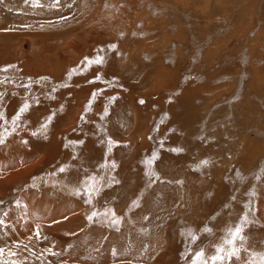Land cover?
Wrapping results in <instances>:
<instances>
[{"label": "rangeland", "instance_id": "374dc122", "mask_svg": "<svg viewBox=\"0 0 264 264\" xmlns=\"http://www.w3.org/2000/svg\"><path fill=\"white\" fill-rule=\"evenodd\" d=\"M52 2L0 4V247L27 245L25 264H193L248 216L242 257L261 264L264 0ZM106 211L118 225L87 219Z\"/></svg>", "mask_w": 264, "mask_h": 264}, {"label": "snow or ice", "instance_id": "6c2138e0", "mask_svg": "<svg viewBox=\"0 0 264 264\" xmlns=\"http://www.w3.org/2000/svg\"><path fill=\"white\" fill-rule=\"evenodd\" d=\"M4 0H0V4H2ZM23 3L25 4H31L33 7H42L43 5L41 4V0H23ZM60 5V0H53V2L50 4L51 7L56 8L59 7ZM11 11V9H9ZM62 19H67V17H62ZM27 27V25H25ZM114 48L115 45H112ZM102 51V50H101ZM87 59V58H86ZM101 64L103 63V57L100 55H97L94 60H87V64ZM143 103V101H141ZM28 103H24V105L19 109V113L23 114L26 112L29 108ZM0 118H2V114H0ZM53 117H48V120L50 121ZM83 118V117H82ZM20 120V115H15L12 118V123L13 125H16L17 122ZM47 129V121L41 125V131H45ZM33 136L37 135V133L33 132ZM4 141L2 138H0V144H3ZM113 142L111 140L108 141V147L109 150H111ZM175 151H180V149H175ZM155 159V154H153V158H150L145 161V164L151 169L153 160ZM202 163H207V161H202ZM112 167H115V164L112 165ZM60 172H64L65 169L61 167L59 169ZM148 175L151 177L155 175L152 171L148 172ZM93 181H95V177L91 178ZM98 192L99 189L96 188L94 185H87L86 182V188H85V195L88 197V199L85 200L86 203H91V195L92 192ZM3 202L0 201V204ZM135 204V202H134ZM16 206L19 207V201L16 202ZM138 207V204H136ZM7 212H3V216H7ZM97 215H103L105 218V221L112 224L113 226L119 224L118 219H109V212L106 211L103 214H99L97 212H93L92 215L88 216L87 219L89 222L93 220L94 217ZM114 216V214H113ZM256 221L255 220H250L248 216H245L243 220L241 221L240 225L236 226L234 229H229L228 230V238L224 240V245H227V247L219 246L215 249V254L207 257V259L204 258V252L203 251H198L195 253L196 260L193 262V264H197V262L203 260V264H231L234 260L238 262V264H255L254 256L255 254L253 253L252 256H250L248 259H244L242 257V253H247L248 248L245 246L246 245V236L244 235V229L247 225L254 224ZM7 227L5 224V220L3 218H0V229ZM36 239H41V235L39 230L35 233ZM195 239V237H192ZM0 239H2V236H0ZM43 239H47V237H43ZM14 249H18L14 250ZM27 245H24L21 247V245L17 242H14L11 246H5V247H0V264H25V261L27 260V257H24L23 260H18V259H12L14 257H18L19 253L22 251H28ZM49 251L50 250H45ZM53 255H56V253H52ZM112 255L115 256L117 255V252L113 250ZM7 257V258H6ZM39 259V257H38ZM261 264H264V256L261 257Z\"/></svg>", "mask_w": 264, "mask_h": 264}]
</instances>
